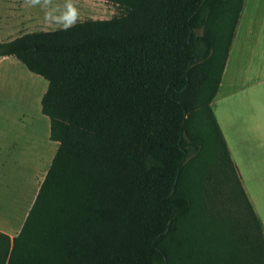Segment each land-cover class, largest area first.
<instances>
[{
    "label": "trees",
    "instance_id": "16d2710c",
    "mask_svg": "<svg viewBox=\"0 0 264 264\" xmlns=\"http://www.w3.org/2000/svg\"><path fill=\"white\" fill-rule=\"evenodd\" d=\"M103 1L121 13L0 42L47 81L57 142L20 231L0 232V264H264L210 106L243 0ZM221 184L242 217L219 209Z\"/></svg>",
    "mask_w": 264,
    "mask_h": 264
},
{
    "label": "rangeland",
    "instance_id": "374dc122",
    "mask_svg": "<svg viewBox=\"0 0 264 264\" xmlns=\"http://www.w3.org/2000/svg\"><path fill=\"white\" fill-rule=\"evenodd\" d=\"M65 3L66 0H51L47 6L43 4L32 6L26 3V0H0V42L9 41L27 32L61 27L52 22V18L64 9ZM72 3L78 9V21L87 18L108 19L121 13L116 5L103 0H72ZM243 19L244 16L241 14L238 24L243 21L244 25ZM245 25L246 32H253L257 36L264 30V2L257 5V9L252 12ZM240 31L243 33L244 30L241 28ZM238 40V37L234 39L233 46L238 45L236 52L242 67L247 66L240 71L244 73V77L236 86L239 88L245 81L256 83L264 79V74L259 71L261 55L259 50L250 53L245 49L243 38L241 45ZM233 55L234 53L231 58ZM261 85L264 87V84ZM46 87L47 81L44 78L31 73L16 58L12 56L0 58V140L13 145L14 153L19 156L22 176L17 178L12 175L11 180L12 186L21 183L24 187L22 202L27 204L33 196L34 174L46 171L55 147L54 142L49 139V120L41 113L40 101ZM216 113L220 118V109H217ZM205 122L212 134L217 152L220 158H223L224 150L210 116H206ZM38 174L36 176H39ZM217 190L218 206L222 213L231 218L242 217L244 210L237 202L230 200L225 184L218 186ZM7 216L5 215L4 220H7Z\"/></svg>",
    "mask_w": 264,
    "mask_h": 264
},
{
    "label": "crops",
    "instance_id": "0c3cea01",
    "mask_svg": "<svg viewBox=\"0 0 264 264\" xmlns=\"http://www.w3.org/2000/svg\"><path fill=\"white\" fill-rule=\"evenodd\" d=\"M263 2L264 0H243L219 87L210 106L264 236V87L261 85L264 84V79L256 83L243 81L239 88L236 87L244 77L241 69L247 66L242 67L240 63L236 52L238 45L233 46L234 39L238 37L239 44L241 45L243 38L245 49L250 53L259 50V71L264 74V30L258 36L245 31L246 20L257 9V5ZM241 14L244 16V25L243 21L238 24ZM217 109H220V118L217 116ZM53 142L55 147L47 169L57 149V142ZM20 168L19 156L14 153L13 145L0 140V232L10 237L20 231L47 171L45 168V172L43 170L34 174L33 196L27 204L22 202L24 187L21 183L12 186V175L17 178L22 176ZM5 215H8L7 220H4Z\"/></svg>",
    "mask_w": 264,
    "mask_h": 264
},
{
    "label": "clouds",
    "instance_id": "9594fccd",
    "mask_svg": "<svg viewBox=\"0 0 264 264\" xmlns=\"http://www.w3.org/2000/svg\"><path fill=\"white\" fill-rule=\"evenodd\" d=\"M51 0H26V3H29L32 6L43 4L47 6L50 4ZM79 20V12L75 4L72 3V0H66L64 9L59 11L52 22L60 25L63 30H68L71 27H74Z\"/></svg>",
    "mask_w": 264,
    "mask_h": 264
},
{
    "label": "bare ground",
    "instance_id": "6f19581e",
    "mask_svg": "<svg viewBox=\"0 0 264 264\" xmlns=\"http://www.w3.org/2000/svg\"><path fill=\"white\" fill-rule=\"evenodd\" d=\"M36 94V93H35Z\"/></svg>",
    "mask_w": 264,
    "mask_h": 264
}]
</instances>
